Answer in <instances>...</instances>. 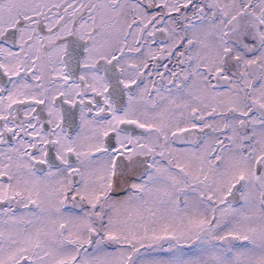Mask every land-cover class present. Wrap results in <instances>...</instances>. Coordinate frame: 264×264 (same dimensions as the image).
Masks as SVG:
<instances>
[{"label":"snow or ice","instance_id":"obj_1","mask_svg":"<svg viewBox=\"0 0 264 264\" xmlns=\"http://www.w3.org/2000/svg\"><path fill=\"white\" fill-rule=\"evenodd\" d=\"M0 264H264V0H0Z\"/></svg>","mask_w":264,"mask_h":264}]
</instances>
